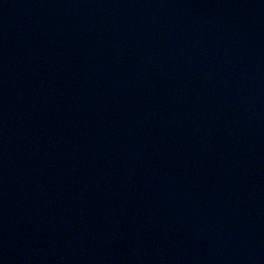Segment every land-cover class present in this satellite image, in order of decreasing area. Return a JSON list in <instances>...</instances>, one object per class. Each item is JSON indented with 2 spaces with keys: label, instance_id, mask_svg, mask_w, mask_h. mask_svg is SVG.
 Wrapping results in <instances>:
<instances>
[{
  "label": "water",
  "instance_id": "1",
  "mask_svg": "<svg viewBox=\"0 0 264 264\" xmlns=\"http://www.w3.org/2000/svg\"><path fill=\"white\" fill-rule=\"evenodd\" d=\"M0 96L124 264H264V0H0Z\"/></svg>",
  "mask_w": 264,
  "mask_h": 264
}]
</instances>
